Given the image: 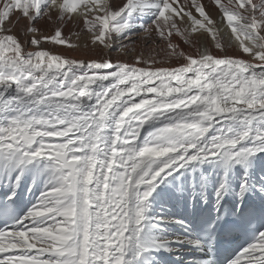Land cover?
Wrapping results in <instances>:
<instances>
[{
	"label": "snow or ice",
	"instance_id": "snow-or-ice-1",
	"mask_svg": "<svg viewBox=\"0 0 264 264\" xmlns=\"http://www.w3.org/2000/svg\"><path fill=\"white\" fill-rule=\"evenodd\" d=\"M212 6L219 21L203 0H0V264H159L154 253L174 245L204 249L238 168L241 204L264 193L248 182L264 166V0ZM69 23L101 54L57 50L80 47ZM137 33L155 45L147 56L103 53L127 54ZM166 182L196 202L212 189L214 220L201 213L199 232L166 235L187 228L150 215ZM252 240L228 264H264V231Z\"/></svg>",
	"mask_w": 264,
	"mask_h": 264
},
{
	"label": "bare ground",
	"instance_id": "bare-ground-1",
	"mask_svg": "<svg viewBox=\"0 0 264 264\" xmlns=\"http://www.w3.org/2000/svg\"><path fill=\"white\" fill-rule=\"evenodd\" d=\"M203 3L208 6V10L212 12L214 18L219 21V13L213 8L212 0H203ZM225 32L230 31L229 29H224ZM64 35L69 38L72 44H79V48L69 49L67 45L57 46V50L63 51L68 57L70 58H77V59H88V58H95L97 55L101 54V49H92L91 47L85 48L84 44L88 37L86 34L81 31V27L74 25L72 23L67 24L64 27ZM182 43V42H181ZM207 43L211 45V39L209 38ZM123 44L128 46L129 52L126 54L120 48H116L115 50L109 52L107 49H103V53L110 56L112 61L120 62V61H127L129 63H135L134 56L140 52H144L147 56L151 49L155 47V45L144 39L143 33L134 34L131 38L126 37L123 40ZM182 47L185 50H188L187 45H183ZM135 48V52H132L131 49ZM215 51V49H213ZM154 54V53H153ZM158 59H163V56L157 57ZM264 155V154H261ZM203 168L207 172H211L214 168L213 165L207 164L204 165ZM192 173L191 171H185V177L191 178ZM243 176V169L238 168L236 170V179L232 184L233 191L224 197L225 200H233L237 207L244 206L245 204H241L239 199L236 198V193L239 192V185H240V178ZM264 166L258 165L252 172L251 176L249 177V184L255 185V189H259L261 185H264ZM171 178H169V181ZM179 184V181L174 182ZM212 189L208 190V203H204L203 200L198 202L193 201L190 194V189L184 193L176 192L169 183L161 184L159 188H157L156 192L153 193V197L155 199L152 202V207L150 210V215L156 217H166L168 215H175L176 218H180L184 212L189 211L190 213L196 214L201 212L205 208L209 209H216L215 204V197L212 194ZM159 194V195H158ZM25 197L30 198L31 201L35 199V196H38L39 193H34L33 195H28L24 193ZM183 196L184 199L187 200V203L184 202V199H179V197ZM246 204H257L264 207V193H261L258 190H251L246 193L245 195ZM165 234L166 235H175L178 234V229H180L179 225H172L164 226ZM178 249L175 253H185L189 252V246H181V245H174ZM154 255L158 258L159 264H165L160 257L159 252L154 253ZM246 258H242L241 261H245Z\"/></svg>",
	"mask_w": 264,
	"mask_h": 264
}]
</instances>
